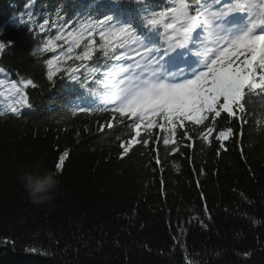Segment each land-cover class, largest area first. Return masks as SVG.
Masks as SVG:
<instances>
[{
  "label": "trees",
  "instance_id": "1",
  "mask_svg": "<svg viewBox=\"0 0 264 264\" xmlns=\"http://www.w3.org/2000/svg\"><path fill=\"white\" fill-rule=\"evenodd\" d=\"M168 3L149 0V7L162 10ZM119 5L0 0V41L9 43L0 52V264H264V99L249 93L246 124L222 114L209 135L186 122L175 136L168 134V145L160 129L151 136L142 130L149 144H133L123 154L120 143L134 135L127 119L74 111L98 102L66 73L47 79L46 60L60 50L37 53L44 40L72 30L89 14L103 18L110 14L106 8L123 19L135 17L134 0ZM97 56L107 75L114 62L104 67L102 54ZM69 64L81 62L61 67ZM27 79L33 85L25 88ZM12 80L20 95L10 90ZM21 95L31 106L20 107ZM8 104L18 112L10 113ZM228 127L236 136L223 141L225 151L216 137ZM65 151L53 198L32 203L21 172L37 161L56 170Z\"/></svg>",
  "mask_w": 264,
  "mask_h": 264
},
{
  "label": "snow or ice",
  "instance_id": "2",
  "mask_svg": "<svg viewBox=\"0 0 264 264\" xmlns=\"http://www.w3.org/2000/svg\"><path fill=\"white\" fill-rule=\"evenodd\" d=\"M120 2L115 0V6ZM134 2V18L131 14L128 19L89 14L87 21L70 31H58L36 49L41 54L60 50L59 55L46 60L49 81L59 72L66 73L98 102L95 108L78 106L74 111L111 112L112 120L127 119L125 126L134 135L120 143L123 154H128L133 144H149V139L141 137L142 130L151 136L153 129H160L163 143L168 145V134L175 136L186 122L203 126L209 135L222 114L246 124L249 93L264 99V0H169L162 10L149 7V0ZM48 24L49 20L43 21ZM8 46L0 41V52ZM193 48L194 60L188 55ZM97 53L102 54L104 67L115 62L107 75L101 73ZM68 61L81 64L61 67ZM4 72L0 68V73ZM4 83L0 80V86ZM22 83L25 88L33 85L31 79ZM10 90L21 94L15 80ZM19 105L31 106L24 95ZM7 107L13 114L19 110L15 104ZM4 115L0 111V116ZM206 121L214 123L209 126ZM113 126L111 121L107 124ZM199 134L208 141L203 130ZM235 136L234 129L228 127L220 130L216 139L226 151L223 141ZM240 137L242 145L243 131ZM68 155L65 151L55 163L58 173Z\"/></svg>",
  "mask_w": 264,
  "mask_h": 264
},
{
  "label": "clouds",
  "instance_id": "3",
  "mask_svg": "<svg viewBox=\"0 0 264 264\" xmlns=\"http://www.w3.org/2000/svg\"><path fill=\"white\" fill-rule=\"evenodd\" d=\"M58 172L43 167L37 161L31 171H22L20 179L32 203L43 204L49 202L58 188Z\"/></svg>",
  "mask_w": 264,
  "mask_h": 264
}]
</instances>
